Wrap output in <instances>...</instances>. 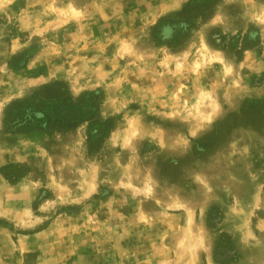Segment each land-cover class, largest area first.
I'll list each match as a JSON object with an SVG mask.
<instances>
[{
  "label": "rangeland",
  "instance_id": "374dc122",
  "mask_svg": "<svg viewBox=\"0 0 264 264\" xmlns=\"http://www.w3.org/2000/svg\"><path fill=\"white\" fill-rule=\"evenodd\" d=\"M0 264H264V0H0Z\"/></svg>",
  "mask_w": 264,
  "mask_h": 264
}]
</instances>
